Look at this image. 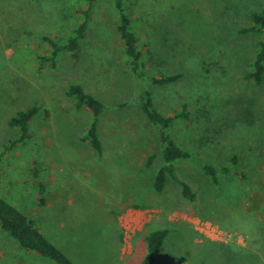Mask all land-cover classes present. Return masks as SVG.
Returning <instances> with one entry per match:
<instances>
[{
    "label": "rangeland",
    "instance_id": "374dc122",
    "mask_svg": "<svg viewBox=\"0 0 264 264\" xmlns=\"http://www.w3.org/2000/svg\"><path fill=\"white\" fill-rule=\"evenodd\" d=\"M84 7L0 0V195L77 264H141L145 236L159 229L169 235L156 264H264V83L247 78L260 37L241 33L264 0H125L145 78L129 67L111 0L95 6L78 59L47 60L45 38L67 39ZM156 75L182 78L158 86L149 80ZM74 84L108 107L99 121L102 155L86 141L92 113L67 96ZM145 92L162 114H189L167 132L192 153L175 167L195 200L172 179L164 192L154 189L165 164L162 128L140 108ZM34 107L30 137L20 140L10 121ZM204 165L217 169L218 184ZM0 264L56 263L0 226Z\"/></svg>",
    "mask_w": 264,
    "mask_h": 264
},
{
    "label": "trees",
    "instance_id": "16d2710c",
    "mask_svg": "<svg viewBox=\"0 0 264 264\" xmlns=\"http://www.w3.org/2000/svg\"><path fill=\"white\" fill-rule=\"evenodd\" d=\"M85 7L78 12L80 19L79 25L73 30V32L64 39L63 42L57 41L51 38H45L48 42L51 57L47 60L55 61L63 53H69L74 59H78L81 56V45L89 28V22L92 19V14L95 10L99 0H83ZM115 11L119 15V21L117 24V31L123 42L124 53L129 59V67L134 75L138 78L146 77V64L144 61L145 54L141 50V41L139 39L135 23L131 14L124 7L125 0H111ZM242 34L253 33L257 34L260 39L258 41L257 53L252 62L253 70L247 76L248 79L253 80L258 85L264 83V8L261 11L254 12L251 15L250 26L244 28L241 31ZM42 61H45V56L41 57ZM182 78L181 75H162L150 77V81L154 85L166 86L174 84ZM67 96L74 101L75 107L79 110H89L93 115V122L88 130V136L86 141L90 143L92 149L99 155L104 152V144L99 135V121L101 116L107 111L108 107L97 97L91 94L80 84L71 85L67 91ZM140 108L146 114L148 120L153 125L162 128L161 140L163 144L162 154L165 164L156 175L154 182V189L157 193H162L166 190L169 179H172L183 189V195L189 200H195V193L192 187L182 181L175 167L176 162L181 160H191L192 153L182 146L178 145L176 141L167 132L174 123L180 118L188 119L189 114L183 110L182 112L164 115L156 107L152 94L145 92V95L140 98ZM38 113V108L34 107L27 111H21L16 117L10 121V126L18 128L21 131L24 139L30 137V124L34 120ZM48 115V113H47ZM18 141H14L10 146L5 147V151L14 149V146H18ZM4 152L0 154V161L4 156ZM156 159L153 155L149 158L147 165L151 166ZM239 158L235 157L234 162L237 164ZM203 170L213 177L214 183L218 184L217 169L212 166H205ZM228 171L230 169H224ZM237 175L241 178H247V175L239 169ZM235 175V176H237ZM42 190L44 186L41 185ZM41 205H44V201L41 200ZM0 226L9 233V235L17 240L21 247L33 251L40 256H43L56 264H77L75 263L65 251L60 249L54 242L48 239L44 234L39 223L18 209L15 205L8 202L4 197L0 195ZM169 235V231L166 229H159L148 233L145 236L147 243V255L141 264H156L157 256L162 249L165 241ZM180 264H187V260L182 258Z\"/></svg>",
    "mask_w": 264,
    "mask_h": 264
}]
</instances>
